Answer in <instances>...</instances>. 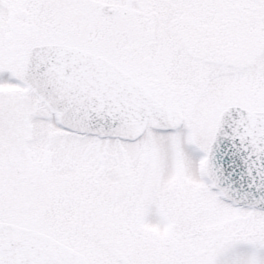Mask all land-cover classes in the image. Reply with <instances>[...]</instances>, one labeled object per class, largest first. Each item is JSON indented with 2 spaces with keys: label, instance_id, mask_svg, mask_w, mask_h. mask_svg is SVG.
<instances>
[{
  "label": "snow or ice",
  "instance_id": "1",
  "mask_svg": "<svg viewBox=\"0 0 264 264\" xmlns=\"http://www.w3.org/2000/svg\"><path fill=\"white\" fill-rule=\"evenodd\" d=\"M0 264H264V0H0Z\"/></svg>",
  "mask_w": 264,
  "mask_h": 264
}]
</instances>
